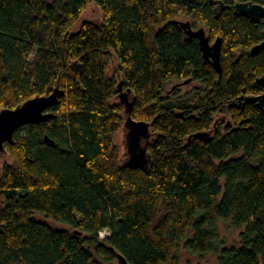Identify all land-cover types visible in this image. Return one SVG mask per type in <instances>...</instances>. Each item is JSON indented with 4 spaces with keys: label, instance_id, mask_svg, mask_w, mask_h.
<instances>
[{
    "label": "trees",
    "instance_id": "16d2710c",
    "mask_svg": "<svg viewBox=\"0 0 264 264\" xmlns=\"http://www.w3.org/2000/svg\"><path fill=\"white\" fill-rule=\"evenodd\" d=\"M224 1L216 12L210 0H0V110L64 91L54 117L5 145L0 264H119L116 252L182 264L183 251L264 264V109L244 103L264 93V47L253 52L264 17ZM92 4L102 21L77 29ZM183 16L222 38V74ZM188 79L184 95L169 89ZM120 81L133 117L151 122L147 169L121 160ZM219 221L242 229L238 246L222 243Z\"/></svg>",
    "mask_w": 264,
    "mask_h": 264
},
{
    "label": "water",
    "instance_id": "95a60500",
    "mask_svg": "<svg viewBox=\"0 0 264 264\" xmlns=\"http://www.w3.org/2000/svg\"><path fill=\"white\" fill-rule=\"evenodd\" d=\"M210 1L220 6L224 5L222 0ZM235 11L248 17L255 23H258L264 17V5L252 1L237 2L235 4ZM216 12H218V7H216ZM175 22L180 23L186 34L199 39L203 58L211 61L215 69L222 74V38L218 37L214 42H211L204 27L193 29L189 20H176ZM262 47H264V42L256 45L253 48V52L257 53ZM190 80L188 79L184 83L186 84ZM257 83L264 84V76L259 77ZM175 88L177 86L173 87V89ZM117 91L119 102L124 108V124L122 128L125 132L124 144L126 149L124 164L131 168L147 169L151 161L148 150L152 138L151 122L138 120L133 117L135 97L131 89L123 87L122 81L118 83ZM63 93L62 89L55 87L51 93L34 96L16 108H4L0 110V158L6 153V143L13 141L14 134L19 128L28 124H38L48 121L54 117V114L48 110L59 103V98ZM240 99L242 100V97ZM247 102L256 103L259 108L264 109V93L245 96L244 103ZM46 138L48 139V137ZM116 255L119 264H131L123 254L116 252Z\"/></svg>",
    "mask_w": 264,
    "mask_h": 264
},
{
    "label": "rangeland",
    "instance_id": "374dc122",
    "mask_svg": "<svg viewBox=\"0 0 264 264\" xmlns=\"http://www.w3.org/2000/svg\"><path fill=\"white\" fill-rule=\"evenodd\" d=\"M102 16L103 15H102L101 10L95 4L90 5L85 10L82 18L80 19L77 29L79 28L80 23L85 20L92 21L95 23H100L102 21ZM180 19L184 21L187 18L183 16V17H180ZM194 85H197V83L188 82L185 84L184 82H181V81H174L172 84L169 85V89L172 90L174 86H177L176 96H180V95H184L185 93H187ZM124 139H125V132L123 129H121L116 135V143L120 150L122 162H124L126 159V155H125L126 149H125ZM9 161L10 159L6 154L1 156L0 172H1L2 166L6 162H9ZM36 217L38 219H46L41 214H37ZM54 224L56 226L69 228V226L64 225V224H57V223H54ZM218 230H219L220 239L224 245L238 246L240 244V234L242 232V229H238L232 226L230 223L219 221ZM182 258H183L182 264H217V254H214V253L194 256V255H190L183 251Z\"/></svg>",
    "mask_w": 264,
    "mask_h": 264
},
{
    "label": "flooded vegetation",
    "instance_id": "af4514ba",
    "mask_svg": "<svg viewBox=\"0 0 264 264\" xmlns=\"http://www.w3.org/2000/svg\"><path fill=\"white\" fill-rule=\"evenodd\" d=\"M222 1L224 2V5H222V6H220L219 4H216V3L212 2V1H210L211 3L214 4V6H215V11H216V7H218V11H219V10L225 8V7H229V6H230V5L227 4L224 0H222ZM231 1L234 2L233 4L231 3V7L233 6L234 9H235V4H236L237 2H245V1H236V0H231ZM193 29H198V27L193 28Z\"/></svg>",
    "mask_w": 264,
    "mask_h": 264
},
{
    "label": "built area",
    "instance_id": "2783aa9c",
    "mask_svg": "<svg viewBox=\"0 0 264 264\" xmlns=\"http://www.w3.org/2000/svg\"><path fill=\"white\" fill-rule=\"evenodd\" d=\"M108 234H109L108 231H102L101 237L104 238V237L108 236Z\"/></svg>",
    "mask_w": 264,
    "mask_h": 264
}]
</instances>
